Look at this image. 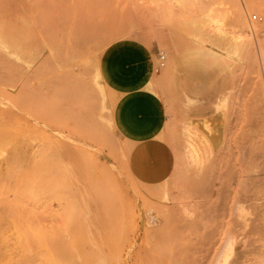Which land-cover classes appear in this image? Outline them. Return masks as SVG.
I'll return each mask as SVG.
<instances>
[{"label":"rangeland","instance_id":"obj_1","mask_svg":"<svg viewBox=\"0 0 264 264\" xmlns=\"http://www.w3.org/2000/svg\"><path fill=\"white\" fill-rule=\"evenodd\" d=\"M150 68L135 138L102 73ZM52 256L264 264V0H0V264Z\"/></svg>","mask_w":264,"mask_h":264},{"label":"crops","instance_id":"obj_2","mask_svg":"<svg viewBox=\"0 0 264 264\" xmlns=\"http://www.w3.org/2000/svg\"><path fill=\"white\" fill-rule=\"evenodd\" d=\"M148 53L149 61L151 53L149 51ZM102 78L104 83L119 95L115 115L122 131L134 135L135 138L136 135H141L142 138L152 136L158 131L161 126L162 106L155 94L144 89L146 82L151 78V68L148 73L137 69L119 70L115 74L104 71ZM149 151L136 153L134 161L136 170L163 172V168L150 170L142 168L146 165L145 158L153 154L156 156L158 153L156 147Z\"/></svg>","mask_w":264,"mask_h":264},{"label":"built area","instance_id":"obj_3","mask_svg":"<svg viewBox=\"0 0 264 264\" xmlns=\"http://www.w3.org/2000/svg\"><path fill=\"white\" fill-rule=\"evenodd\" d=\"M252 20L254 21H260L262 20V17L257 15V14H252L251 16ZM167 59V53L163 49H158L157 50V55H156V63L154 65V71L157 72L159 69L163 68L165 66Z\"/></svg>","mask_w":264,"mask_h":264},{"label":"bare ground","instance_id":"obj_4","mask_svg":"<svg viewBox=\"0 0 264 264\" xmlns=\"http://www.w3.org/2000/svg\"><path fill=\"white\" fill-rule=\"evenodd\" d=\"M236 15H237V18L238 20L242 19L244 20L243 18V13H241L240 11V8L236 10ZM236 18V19H237ZM4 178V177H3ZM41 253V252H40ZM59 254V253H58ZM56 255V254H55ZM54 255V256H55ZM54 256L52 257H49V258H46V259H43L42 261H40L38 264H59V262H57V260L54 258ZM57 256V255H56ZM27 257V256H26ZM30 257V256H29Z\"/></svg>","mask_w":264,"mask_h":264}]
</instances>
